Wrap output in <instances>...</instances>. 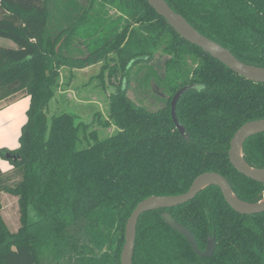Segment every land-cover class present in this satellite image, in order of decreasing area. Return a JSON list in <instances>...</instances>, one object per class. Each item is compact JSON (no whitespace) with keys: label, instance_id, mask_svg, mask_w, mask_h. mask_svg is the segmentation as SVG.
I'll return each instance as SVG.
<instances>
[{"label":"trees","instance_id":"16d2710c","mask_svg":"<svg viewBox=\"0 0 264 264\" xmlns=\"http://www.w3.org/2000/svg\"><path fill=\"white\" fill-rule=\"evenodd\" d=\"M165 1L241 62L264 67V0ZM0 37L17 46L0 47V107L31 100L19 147L0 149L12 166L0 171V196L17 197L21 224L16 233L8 229L0 199V264H121L137 205L185 194L204 173L224 176L245 202L263 198L264 185L239 173L229 151L238 129L264 119V83L184 40L147 0H0ZM97 64L102 88L106 79L115 87L108 118L48 116L62 70ZM142 70L146 85L154 79L164 91L156 111L128 95ZM184 87L191 89L176 114L188 140L171 107ZM95 124L116 131L100 139ZM243 153L264 168V133L247 140ZM165 212L202 251L215 236L214 256L200 258ZM133 264H264V213L241 215L218 187H207L184 205L140 217Z\"/></svg>","mask_w":264,"mask_h":264},{"label":"water","instance_id":"95a60500","mask_svg":"<svg viewBox=\"0 0 264 264\" xmlns=\"http://www.w3.org/2000/svg\"><path fill=\"white\" fill-rule=\"evenodd\" d=\"M147 2L184 40L201 48L205 53L218 60L235 74L255 83H264V67H257L241 62L230 50L196 30L181 14L176 13L165 0H147ZM189 89L191 87H184L179 90L171 103L172 118L176 128L186 140L189 139V136L185 127L177 119L176 107L180 98ZM262 133H264V119L244 124L237 130L231 140L229 158L231 164L239 173L264 185V168L252 167L244 159L243 153L247 140ZM210 186H216L221 190L226 202L235 212L241 215L264 213V195L256 203L245 202L238 198L224 176L215 172L204 173L195 179L191 188L185 194L162 197L152 196L137 205L126 225L125 245L121 255V264H133L137 240V226L143 214L157 210L173 209L184 205L194 200L201 191ZM162 218L173 230L186 238L194 252L200 258H211L214 256L217 245L215 236L208 240L206 249L202 251L198 247L194 234L188 228L178 223L170 213H163Z\"/></svg>","mask_w":264,"mask_h":264},{"label":"rangeland","instance_id":"374dc122","mask_svg":"<svg viewBox=\"0 0 264 264\" xmlns=\"http://www.w3.org/2000/svg\"><path fill=\"white\" fill-rule=\"evenodd\" d=\"M75 44L78 45V43ZM16 47L14 45V48ZM162 60H165V57H162ZM101 66L102 64H97L83 70H73L72 72L66 68L63 69L61 76L62 85L49 105L48 116L73 113L78 116L79 121L89 123L93 120L96 113H100L102 118L106 120L109 114L108 97L115 92V87L109 85L106 79L108 86L103 89L100 85L101 81L95 79L100 73ZM146 75V70L137 72V77L133 78L130 83L128 95L135 99L137 103H143L148 110L156 111L161 107L165 94L162 87L156 84L154 79L150 80L146 85V80L144 81ZM94 128L99 130L102 137L100 139L110 137L116 131L115 126L104 129L95 124ZM4 205L6 210L3 219L8 229L12 233H16L21 226L17 197L5 196Z\"/></svg>","mask_w":264,"mask_h":264},{"label":"crops","instance_id":"0c3cea01","mask_svg":"<svg viewBox=\"0 0 264 264\" xmlns=\"http://www.w3.org/2000/svg\"><path fill=\"white\" fill-rule=\"evenodd\" d=\"M14 45L16 44L13 41L0 37V46L14 48ZM30 101V97H23L9 105L0 107V149L15 150L19 147L22 127L28 120L27 111L30 107ZM11 168V164L0 157V171L6 172ZM5 196H8V194L4 193L0 196L2 217L6 210V206L4 205Z\"/></svg>","mask_w":264,"mask_h":264}]
</instances>
